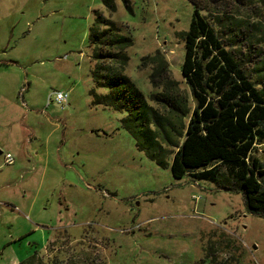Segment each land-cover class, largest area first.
I'll list each match as a JSON object with an SVG mask.
<instances>
[{
    "label": "rangeland",
    "instance_id": "1",
    "mask_svg": "<svg viewBox=\"0 0 264 264\" xmlns=\"http://www.w3.org/2000/svg\"><path fill=\"white\" fill-rule=\"evenodd\" d=\"M114 2L0 0V264L34 250L40 264H264V218L241 193L173 177L138 149L126 111L92 104L99 10L132 37L124 72L144 95L154 88L141 58L159 51L194 105L181 71L192 3ZM53 90L68 104L49 103ZM256 150L264 162V142Z\"/></svg>",
    "mask_w": 264,
    "mask_h": 264
},
{
    "label": "trees",
    "instance_id": "2",
    "mask_svg": "<svg viewBox=\"0 0 264 264\" xmlns=\"http://www.w3.org/2000/svg\"><path fill=\"white\" fill-rule=\"evenodd\" d=\"M188 1L181 71L194 105L159 51L141 58V66H151L147 98L124 72L132 37L99 10L89 31L92 104L126 111L121 124L138 149L173 177L241 193L247 212L264 218V162L254 154L264 142V0ZM104 4L116 10L114 0ZM105 86L109 92L96 91ZM40 262L34 250L18 264Z\"/></svg>",
    "mask_w": 264,
    "mask_h": 264
},
{
    "label": "built area",
    "instance_id": "3",
    "mask_svg": "<svg viewBox=\"0 0 264 264\" xmlns=\"http://www.w3.org/2000/svg\"><path fill=\"white\" fill-rule=\"evenodd\" d=\"M68 98V92H64L62 90H53L48 97V101L49 103H56L58 105L65 106L68 104ZM4 158L8 164L14 163V157L10 152L6 153Z\"/></svg>",
    "mask_w": 264,
    "mask_h": 264
},
{
    "label": "water",
    "instance_id": "4",
    "mask_svg": "<svg viewBox=\"0 0 264 264\" xmlns=\"http://www.w3.org/2000/svg\"><path fill=\"white\" fill-rule=\"evenodd\" d=\"M0 153H1V150H0Z\"/></svg>",
    "mask_w": 264,
    "mask_h": 264
}]
</instances>
